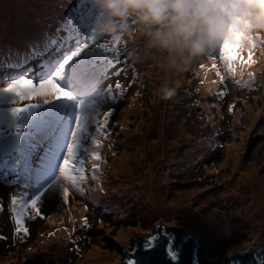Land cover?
Instances as JSON below:
<instances>
[{
	"label": "snow or ice",
	"instance_id": "6c2138e0",
	"mask_svg": "<svg viewBox=\"0 0 264 264\" xmlns=\"http://www.w3.org/2000/svg\"><path fill=\"white\" fill-rule=\"evenodd\" d=\"M246 2L264 6V0ZM99 18L88 0H79L55 28L48 25L31 36L18 37L23 47H9L0 56V183L13 189L0 191V217H6L11 228L10 242L2 230L0 241L9 247L26 243L31 237L29 222L39 221L43 222L40 248L72 244L71 251L78 255L79 243L85 239L78 232L107 227L111 233L120 223L113 220L106 225L102 216L109 209L96 195L105 193L103 149L114 143L110 124L114 108H104L136 83L138 66L129 60L138 50H129L135 44L131 39L99 33ZM237 35L205 57L215 70L217 79L210 83L219 86L214 93L219 99L227 95L228 80L252 90L258 78L252 71L245 73L255 63L256 45L248 48L245 59L240 45L245 34ZM207 67L199 64L200 69ZM206 77L207 71L200 84L209 83ZM204 91L212 93V88ZM234 109L235 100L227 106L229 113L234 114ZM97 206H102L101 214L95 212ZM175 226V221L170 229L157 219L147 231L137 227L136 235L120 228L119 264H203L202 237L192 230L177 231ZM228 239V250L216 254L212 264H264V232L249 236L244 244L231 233Z\"/></svg>",
	"mask_w": 264,
	"mask_h": 264
},
{
	"label": "rangeland",
	"instance_id": "374dc122",
	"mask_svg": "<svg viewBox=\"0 0 264 264\" xmlns=\"http://www.w3.org/2000/svg\"><path fill=\"white\" fill-rule=\"evenodd\" d=\"M45 5L49 3L43 2V5L39 6L40 9L46 11ZM10 7L15 9L11 12L7 10ZM33 8L34 6L30 8L29 4L23 2L16 4L14 1L9 5L8 0L4 1L3 9L0 10V30L9 21L14 23L8 29L14 30L29 22L26 20L31 21L32 18L39 17ZM23 17L26 20L17 21ZM19 22L20 24H17ZM159 73L160 69L149 58L142 71V78H147V83L155 88L151 90L152 101H149V108L143 105V101L133 102V99L127 106L129 114L122 122L123 130L118 131L116 154L110 159L108 175L111 181L107 183L108 195L116 198L121 204L117 215L120 221L117 223L118 230L131 229L132 235L136 234L137 227L150 229L157 219H162L168 225H173L175 221L176 226L181 224L184 230L194 229L202 234L209 227L206 223L198 227L199 216L207 213L211 218L218 216L219 220L209 221L216 232L209 237L204 234L206 242L205 245L202 244L200 255L201 259L205 261L207 259L205 264H212L216 254L228 250L229 233L240 244H244L248 243L249 236L264 232V200L254 207L252 212L244 215L243 212L251 207L252 200L239 202L238 198L239 194L245 197L251 195L240 190L242 186L240 173L249 164L257 163L256 172L260 175L264 173V135H261L264 133V76L256 80L251 90L258 96L253 95L249 100H245L250 101L251 106L242 112L238 111V116L232 119V124H235L238 117L243 118V122L239 124L240 129L237 133H232L229 137L223 157L215 158L216 166L211 169L212 175L201 181L189 183L184 181L183 184L178 185L171 182L177 172L174 166L177 158L185 154L189 146L195 144L194 137L197 134L196 116L192 114L189 117L185 109L194 106L195 103L187 101L188 99L182 103L179 97L171 104H168L167 100L158 99L155 92L162 83L157 80ZM180 73L172 72L171 83H175ZM241 95L246 97L247 94L244 92ZM260 97L261 99L255 102L256 98ZM116 119L120 121L119 114L116 115ZM234 140L236 141L234 154L238 152L235 160L232 159L233 156L227 155L228 146ZM249 143L253 148L247 151ZM154 195L158 197L157 200ZM181 199H187L185 209L182 211L181 205L178 204L175 207L161 206L164 202L171 200L179 202ZM211 211H215V214ZM260 213L263 215L261 216ZM191 217H195V220L193 218L191 220ZM33 226V222L29 224L32 235L26 243L9 247L4 241H0V263L73 264L76 262H65L66 258L73 257L64 254L63 251L53 253L48 252L47 246L40 248L38 243L40 229L36 231ZM0 230H9V228L2 222ZM118 230H114L116 236ZM112 234L107 229L98 232L96 239L84 249L86 251L93 248V244H97L96 247L100 246V252L105 253L103 254L105 259L98 258L99 264H109L113 249L122 242ZM28 249L32 251L29 252ZM79 258L85 257L82 254Z\"/></svg>",
	"mask_w": 264,
	"mask_h": 264
},
{
	"label": "clouds",
	"instance_id": "9594fccd",
	"mask_svg": "<svg viewBox=\"0 0 264 264\" xmlns=\"http://www.w3.org/2000/svg\"><path fill=\"white\" fill-rule=\"evenodd\" d=\"M89 4L100 14L99 33L135 41L139 50L132 60L151 58L166 73L187 70L226 39H238V33L245 34L240 41L244 49L264 33V6L246 0H89ZM155 95L168 100L176 95V87L164 80Z\"/></svg>",
	"mask_w": 264,
	"mask_h": 264
},
{
	"label": "bare ground",
	"instance_id": "6f19581e",
	"mask_svg": "<svg viewBox=\"0 0 264 264\" xmlns=\"http://www.w3.org/2000/svg\"><path fill=\"white\" fill-rule=\"evenodd\" d=\"M76 3H69V4H65L62 5L61 7L58 8L57 12L59 11V9L63 8V7H67L68 5H70L71 9H73ZM56 12V14H57ZM129 111V110H128ZM126 114L123 112L122 114V120L121 122H124V120L126 119ZM234 147H235V143L233 142L232 144L229 145V152H228V156H233L232 159L235 160L237 158V154L238 152H236L234 154ZM185 162V161H183ZM256 164L257 163H251L249 164L241 173V177L240 180L242 182V186L240 187V190H243L246 194H251L250 196H243V195H238L239 198V202H247L248 200H252L251 203V207L244 211L243 214L246 215L249 212H252L253 208L256 207L260 202H262L264 200V173L262 175L258 174L256 172ZM117 167H114V169H116ZM238 182V181H237ZM155 200L158 199L157 196L154 195ZM230 200H228L229 202ZM175 202V205H181L180 206V210H184L185 209V204L187 202V199H181L179 200V202H177L176 200H171L170 202H164L161 206L166 208V207H171L172 203ZM158 204V203H157ZM212 214H215V211H211ZM261 216L263 215L262 213H260ZM209 218V213L205 214H201L198 218L197 221V225L198 227H201V225L204 226L203 223H206L207 220ZM218 218V217H217ZM196 225V227H197ZM200 225V226H199ZM200 229V228H199ZM215 231L211 232V234H214ZM100 246L96 247L94 246L93 248H89L88 250H86L84 252V256L87 257L88 259H90L94 264H99L98 262V258L100 259H105V256L100 252Z\"/></svg>",
	"mask_w": 264,
	"mask_h": 264
},
{
	"label": "trees",
	"instance_id": "16d2710c",
	"mask_svg": "<svg viewBox=\"0 0 264 264\" xmlns=\"http://www.w3.org/2000/svg\"><path fill=\"white\" fill-rule=\"evenodd\" d=\"M1 1V0H0ZM14 2V1H13ZM15 2H16V4H18V3H22V0H15ZM34 3V4H33ZM40 5H43V2H41L40 0H34L32 3H30V8H32V6H34V7H39ZM15 8L14 7H10V8H7V10H9V11H13ZM8 16V15H7ZM137 50H139V48H138V46H137ZM147 60L148 59H146V60H143L142 62L143 63H145V65H147ZM173 75H172V73H166V72H163V71H161L160 70V73H159V75H158V77H157V80L158 81H160V82H163L164 80H169V82H168V84H169V86H171V87H176V93L179 91V83L178 82H176V83H171V77H172ZM148 79H149V76H148ZM178 85V86H177ZM185 91H186V93H187V91H188V93H190L189 91H191V92H193V90H190V89H187V88H185ZM179 93V92H178ZM152 98V92H151V90H145L144 91V99H145V102H146V104H145V107L146 108H149V101H152V100H150ZM174 98H175V96L174 97H172V98H170V99H168L167 101L169 102H167L168 104H171V103H173V101H175L174 100Z\"/></svg>",
	"mask_w": 264,
	"mask_h": 264
},
{
	"label": "water",
	"instance_id": "95a60500",
	"mask_svg": "<svg viewBox=\"0 0 264 264\" xmlns=\"http://www.w3.org/2000/svg\"><path fill=\"white\" fill-rule=\"evenodd\" d=\"M117 245H119L118 246L119 248H116L115 246V248L113 249L111 256H110L109 264H119V259H121L122 257L121 248H122L123 242H119ZM116 257H118V259ZM185 259L187 260V257H185ZM73 264H94V263L88 258H85V259L82 258L80 261H76Z\"/></svg>",
	"mask_w": 264,
	"mask_h": 264
}]
</instances>
